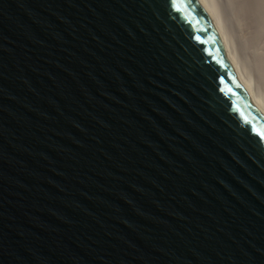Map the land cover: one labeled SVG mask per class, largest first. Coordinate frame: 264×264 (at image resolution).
I'll return each mask as SVG.
<instances>
[{
  "label": "water",
  "instance_id": "95a60500",
  "mask_svg": "<svg viewBox=\"0 0 264 264\" xmlns=\"http://www.w3.org/2000/svg\"><path fill=\"white\" fill-rule=\"evenodd\" d=\"M0 264H264V116L197 0H0Z\"/></svg>",
  "mask_w": 264,
  "mask_h": 264
},
{
  "label": "bare ground",
  "instance_id": "6f19581e",
  "mask_svg": "<svg viewBox=\"0 0 264 264\" xmlns=\"http://www.w3.org/2000/svg\"><path fill=\"white\" fill-rule=\"evenodd\" d=\"M237 81L264 116V0H197Z\"/></svg>",
  "mask_w": 264,
  "mask_h": 264
}]
</instances>
